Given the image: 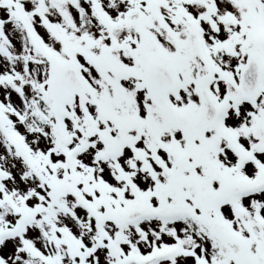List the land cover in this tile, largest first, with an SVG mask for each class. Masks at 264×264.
<instances>
[{"label":"snow or ice","instance_id":"6c2138e0","mask_svg":"<svg viewBox=\"0 0 264 264\" xmlns=\"http://www.w3.org/2000/svg\"><path fill=\"white\" fill-rule=\"evenodd\" d=\"M0 264H264V0H0Z\"/></svg>","mask_w":264,"mask_h":264}]
</instances>
